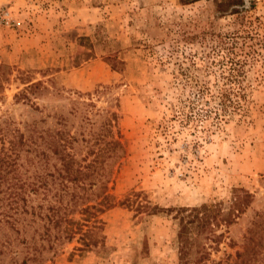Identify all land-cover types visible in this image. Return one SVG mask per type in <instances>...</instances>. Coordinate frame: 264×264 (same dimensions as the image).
Segmentation results:
<instances>
[{"label":"rangeland","instance_id":"1","mask_svg":"<svg viewBox=\"0 0 264 264\" xmlns=\"http://www.w3.org/2000/svg\"><path fill=\"white\" fill-rule=\"evenodd\" d=\"M0 6L13 18L0 29V63L11 68L0 123L7 119L24 135L33 123L59 130L74 138L72 151L85 161L97 145L82 139L98 130L125 150L110 180H101L113 205L90 220L75 211L28 212L17 216L19 224L0 215V241L3 234L9 240L0 246V264H178L172 209L232 208L239 188L252 199L227 228H215L224 238L205 264L238 263L248 244L264 258L257 245L259 238L264 245V216H255L264 211V0H0ZM27 80H39L42 89L24 98ZM223 89L232 100L239 93L242 110L213 96ZM109 118L110 133L99 129ZM23 158L22 168L2 171L0 195L7 197L11 182L46 184L50 193H28L34 213L45 214L63 184L68 191L98 184L92 176L73 182L39 168L31 153ZM65 218L82 223L79 232L98 220L95 244L76 249L78 231L70 242L57 240ZM249 230L257 234L252 243Z\"/></svg>","mask_w":264,"mask_h":264},{"label":"trees","instance_id":"2","mask_svg":"<svg viewBox=\"0 0 264 264\" xmlns=\"http://www.w3.org/2000/svg\"><path fill=\"white\" fill-rule=\"evenodd\" d=\"M234 10V9H233ZM235 11V10H234ZM11 75V68L0 63V99L2 98V90L4 85L9 81ZM24 86L19 95L26 97V93L30 91H39L42 89L41 82L39 80L30 82ZM235 100L230 98V93L226 90H220L213 96L221 102L223 106L226 103L231 106V110H242L241 102H239V93L234 94ZM240 113V112H239ZM114 117V115L112 114ZM111 118L106 119V122H102V129L104 132L110 133ZM0 123V180L4 179L2 171L17 170L22 168L24 162L23 156L31 153V159H35L37 167L39 168H53L57 174L69 177L71 181H80L92 176L90 181L94 184L95 189L86 188L84 185L75 186L77 190L72 188L68 191L70 186L62 185V188L54 190L51 198L53 203L45 205V214H39L33 212V206L27 204L28 199H31V195L37 196L39 192L44 194L50 193L52 190L45 186L46 184L28 183L23 185L13 186L15 183L11 182L10 191L7 193V197L0 195V215L1 216H16L13 217L14 223L19 224L21 222L17 216H24L29 212L30 216H69L71 212H77L80 216H83L82 220H90V218L97 216L102 212L105 207L113 205L112 197L106 193L103 188L102 176L106 178L108 182L113 173V167L119 163V160L125 153L124 145L118 139L108 135V140H103L104 134L101 130L91 134L88 139H82L86 144L88 140L93 139L91 142L97 145L95 152H92V157L85 161L83 158H76L74 151V138L65 135L62 136L59 130L39 129L34 123L25 126L26 134L20 132L16 127H9V121L4 119ZM86 146V145H85ZM71 150V152L69 151ZM93 174V175H92ZM3 181L6 182V179ZM84 184V182H83ZM102 184V185H101ZM40 185V186H38ZM29 186V187H28ZM43 186L42 192L38 191L39 187ZM73 187V186H72ZM7 188V187H6ZM5 190H0L4 192ZM33 193V194H32ZM36 193V194H35ZM69 195L70 201L65 200L64 197ZM28 197V198H27ZM43 199V197H41ZM252 194L247 190L239 188L236 194L235 202L232 208L223 209L218 203H201L196 206L178 207L173 208V219L176 220V245L178 253V264H205L209 258L210 250L217 247L224 238V230L216 232L215 228H227L234 219L242 213L247 204L251 201ZM89 200H94L93 204H89ZM120 203V202H119ZM122 203V202H121ZM7 208V210H6ZM30 208V211L28 210ZM39 207L38 209H41ZM8 210L10 212L8 213ZM12 212V213H11ZM255 216H264V211L257 213ZM66 228L64 234L56 236L57 240H66L70 242L76 231H81L83 225L79 221L65 218ZM98 220H93L92 224L87 226L84 232H79L77 237L80 246L76 249L85 251L89 247L93 246L97 241L94 237V229L98 228L96 224ZM59 223V220H55ZM12 222H9V224ZM77 225V226H76ZM257 234H254L252 230H249V236H247L246 242H251L256 239ZM4 239L0 241V246H3L5 242H9L8 237L3 234ZM23 240V239H22ZM259 246H263V240L259 238ZM26 242V241H25ZM24 243V241H23ZM256 253V256H255ZM255 246L248 244L243 253L239 254L242 258L239 262H233L229 264H263L264 258L258 255ZM28 259V258H27ZM26 258L23 261L27 260ZM31 261H37V258L33 256Z\"/></svg>","mask_w":264,"mask_h":264},{"label":"built area","instance_id":"3","mask_svg":"<svg viewBox=\"0 0 264 264\" xmlns=\"http://www.w3.org/2000/svg\"><path fill=\"white\" fill-rule=\"evenodd\" d=\"M13 24V18L11 16V11L8 7L0 6V29Z\"/></svg>","mask_w":264,"mask_h":264}]
</instances>
